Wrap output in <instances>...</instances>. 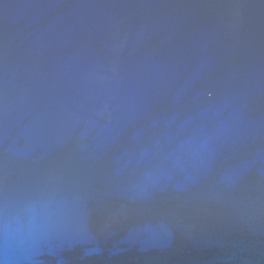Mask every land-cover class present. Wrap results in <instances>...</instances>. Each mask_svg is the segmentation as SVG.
I'll return each instance as SVG.
<instances>
[{"label": "water", "instance_id": "water-1", "mask_svg": "<svg viewBox=\"0 0 264 264\" xmlns=\"http://www.w3.org/2000/svg\"><path fill=\"white\" fill-rule=\"evenodd\" d=\"M0 264H264V0H0Z\"/></svg>", "mask_w": 264, "mask_h": 264}]
</instances>
